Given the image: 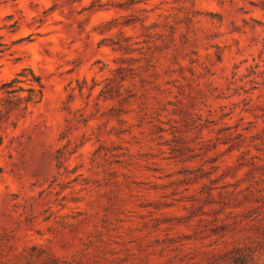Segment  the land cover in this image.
Masks as SVG:
<instances>
[{"label":"rangeland","instance_id":"1","mask_svg":"<svg viewBox=\"0 0 264 264\" xmlns=\"http://www.w3.org/2000/svg\"><path fill=\"white\" fill-rule=\"evenodd\" d=\"M23 69L0 264H264V0H0Z\"/></svg>","mask_w":264,"mask_h":264},{"label":"trees","instance_id":"2","mask_svg":"<svg viewBox=\"0 0 264 264\" xmlns=\"http://www.w3.org/2000/svg\"><path fill=\"white\" fill-rule=\"evenodd\" d=\"M25 69L17 74L16 77L12 78L8 82H5L1 86V91L4 94L0 98V115L2 112H10L15 109L21 108L25 110L30 103H37L42 97V84L40 83L39 77L35 76L30 70L29 73L32 78L29 80H21L20 77L24 76ZM27 83V88H21L17 86L18 83ZM35 83L36 86L33 85ZM20 91H25L27 94L24 96L19 95Z\"/></svg>","mask_w":264,"mask_h":264}]
</instances>
